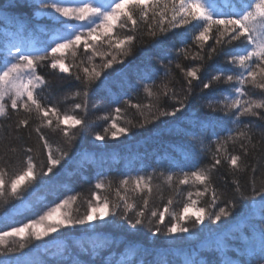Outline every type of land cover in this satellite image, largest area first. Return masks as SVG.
Here are the masks:
<instances>
[{"label": "snow or ice", "instance_id": "1", "mask_svg": "<svg viewBox=\"0 0 264 264\" xmlns=\"http://www.w3.org/2000/svg\"><path fill=\"white\" fill-rule=\"evenodd\" d=\"M7 10L29 11V16H21V23L0 43V121L15 115L17 133L27 130L29 138L35 133L40 162L31 155V146L23 148L25 155L16 158L11 173L0 157V264H37L33 241L61 228L111 229L116 219L127 225H121L127 234L126 252L116 264H137V255L164 243L160 237L174 238L170 242L175 243V238L186 239L183 234L195 236L206 220L216 228L209 227L215 235L204 243L214 244L221 256L199 264H264V0H15ZM36 13L48 20L36 22ZM125 28L131 34L117 32ZM140 42L154 43L157 51L146 54L134 70L140 81L137 96L143 93L146 102H133L115 94L112 84L130 82L125 61ZM173 50L186 86L180 90L173 83ZM180 57L193 63L182 64ZM117 64L123 67L115 68ZM50 77L61 83L54 85ZM72 81L75 91L63 93L62 99L74 103L71 111H63L57 97ZM45 90L48 95L42 96ZM105 95L111 97L107 114L88 119L89 110L100 107L93 98ZM128 109L139 119L124 120ZM178 113H189L200 130L193 133L196 155L207 160L159 174L162 184L182 199L169 196L166 203L151 206L153 174L115 183L97 179L87 210L75 217L66 209L79 193L29 222L16 219L21 206L9 201L21 199L38 180L51 182L58 174L54 169L77 143L85 146L80 155L87 157L109 147V139L127 137L157 120L168 124L167 118H178ZM97 121L107 124L102 133L91 127ZM42 129L60 139L54 144ZM221 170L230 177L226 191L213 182V174ZM50 173L49 181H42ZM105 190L114 191L115 197L101 195ZM137 193L140 203L134 198ZM150 237L156 239L149 243ZM226 247L232 250L230 257L224 255Z\"/></svg>", "mask_w": 264, "mask_h": 264}, {"label": "trees", "instance_id": "2", "mask_svg": "<svg viewBox=\"0 0 264 264\" xmlns=\"http://www.w3.org/2000/svg\"><path fill=\"white\" fill-rule=\"evenodd\" d=\"M15 3V0H0V43L4 34L15 30V27L21 23L20 17L25 19L29 16V11L14 12L9 11L8 6ZM35 20L38 23H43L48 20V17L42 16L39 13L35 14ZM128 27H131L130 25ZM145 31L146 26H145ZM117 32L122 35L131 34L127 28L117 29ZM139 37V34H138ZM40 39H48V37L40 35ZM143 40L147 41L148 37L144 36ZM106 47V46H105ZM157 46L154 43L140 42L133 50V54L127 57L125 63L128 67V77L130 82L117 81L112 84L113 92L121 95L124 98H133V102L145 100L143 93L137 96V88L140 81L136 79L134 70L140 63L141 59L146 54L155 53ZM170 58L173 59V73L175 80L174 86L180 90L183 85V76L179 69L175 68V52L169 53ZM99 62V58H96ZM167 61H165L166 63ZM180 63L191 64L192 61H185L180 57ZM115 68H121L123 65H114ZM156 69H160V65H155ZM111 71V70H109ZM162 76V69H160ZM135 76V78H133ZM54 85H59L61 82L50 77ZM157 83L160 82V76L156 77ZM72 85L65 86L62 92L58 95L59 106L63 111H71L73 100H63L62 96L65 92L75 91ZM199 93V89H196ZM47 90L42 93V96H47ZM111 97L97 96L94 97L92 103L100 105L97 109H90L87 118L95 120L97 116L106 115L109 111L108 103ZM116 105L113 104L114 108ZM123 107V105H121ZM155 109H153L154 111ZM83 115V113H80ZM178 118L169 117L171 121L168 124L161 123L157 120L155 124L149 125L147 129H133L132 134L127 137H119L117 140L109 139L107 144L109 147L96 150L94 153H89L87 157L80 155L84 149V145L77 143L69 153V158L62 161L61 165L54 169L58 174L52 177H42L40 180L34 182L33 187L23 194L19 200L9 201V205L21 206V214L16 217L18 221L29 222L30 219L38 218L39 215L47 211L49 207L55 206L60 200L66 198L68 195L79 193L78 200L73 203L71 208V216L75 217L87 210L86 200L90 199L91 192L96 191L94 184L97 179H103L105 183L108 181L117 182L118 180L127 176L148 175L153 174V193L151 196V206H158L166 203L169 196H174L179 200L182 197H177L173 189L167 185L162 184L159 179L161 172H178L181 169H188L196 165L199 161L207 162L204 157H197L198 146L193 137V133L200 134V130L193 126L191 116L189 113L181 115L177 114ZM124 120L139 119L138 114L134 109H128L123 116ZM164 118H161L163 120ZM17 117L13 115L11 120L0 121V157H3L4 167L11 173L16 165V158L25 155L23 148L31 146L34 150L31 155L39 165L40 158L36 151L37 137L33 132L29 138L27 130H21V133L15 131V123ZM35 123V122H34ZM107 124L104 121H97L91 127L94 131L103 132V128ZM50 141L54 144L60 139L58 134L52 133L48 129H42ZM92 143L99 144L101 142L92 141ZM15 147L17 151L13 153L10 151ZM46 161L47 156L43 157ZM200 166H203L201 164ZM243 180L244 177L242 176ZM230 177L221 170L213 174V182L215 186L222 191H226L229 187ZM161 185L157 189L156 185ZM187 190V186H181ZM199 186L192 188L197 190ZM186 193V191H185ZM184 193V195H185ZM110 199L115 197L114 191L105 190L101 193ZM131 196L132 193H129ZM161 195L163 200H161ZM138 203L139 193L134 197ZM184 198V197H183ZM208 198L201 199L203 206ZM114 219V218H108ZM127 228V225L122 221L116 219L111 229H96L93 230L90 226H76L74 228H61L59 233L44 237L40 241H33L36 245L33 248V259L37 264H116V262L123 257L121 253L126 252L125 244L127 243V234L121 230ZM200 232L188 239L175 238L176 242L170 241L174 238L160 237L164 243L158 247L150 248L148 252H141L135 257L137 264L145 262V264H155L157 261L167 260L169 264H184L185 260H196L202 262L205 259L216 261L220 258L221 253L217 251L215 245L209 246L204 241L215 233H209L210 228H216V225H210L206 220L204 225L198 226ZM133 231V230H129ZM147 233V225L143 228ZM195 232V229H193ZM93 234H97L96 237ZM155 237H150L149 243L154 241ZM226 239V243H229ZM232 250L228 247L224 249V255L231 256Z\"/></svg>", "mask_w": 264, "mask_h": 264}, {"label": "rangeland", "instance_id": "3", "mask_svg": "<svg viewBox=\"0 0 264 264\" xmlns=\"http://www.w3.org/2000/svg\"><path fill=\"white\" fill-rule=\"evenodd\" d=\"M184 198H186V193H185V195H184ZM68 212H69V214H71V208L69 207V208H67L66 209ZM62 211H64V210H62ZM42 215V214H41ZM194 232V231H193ZM57 233H59V232H56V233H51L50 235H55V234H57ZM185 237H186V239H188V238H190L189 236H188V234H183Z\"/></svg>", "mask_w": 264, "mask_h": 264}, {"label": "bare ground", "instance_id": "4", "mask_svg": "<svg viewBox=\"0 0 264 264\" xmlns=\"http://www.w3.org/2000/svg\"><path fill=\"white\" fill-rule=\"evenodd\" d=\"M133 78H135V76H134ZM93 236H94V237H96V236H97V234H93Z\"/></svg>", "mask_w": 264, "mask_h": 264}]
</instances>
